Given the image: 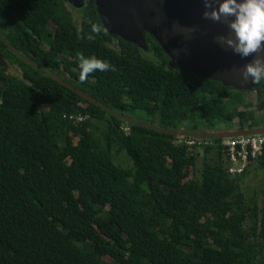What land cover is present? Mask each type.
<instances>
[{"label": "trees", "instance_id": "16d2710c", "mask_svg": "<svg viewBox=\"0 0 264 264\" xmlns=\"http://www.w3.org/2000/svg\"><path fill=\"white\" fill-rule=\"evenodd\" d=\"M79 13L80 27L67 0H0V264H264L248 167L229 173L221 138L189 148L162 131L264 127V79L245 90L171 68L151 33L152 58L111 34L97 0ZM81 55L108 70L81 81Z\"/></svg>", "mask_w": 264, "mask_h": 264}, {"label": "water", "instance_id": "95a60500", "mask_svg": "<svg viewBox=\"0 0 264 264\" xmlns=\"http://www.w3.org/2000/svg\"><path fill=\"white\" fill-rule=\"evenodd\" d=\"M97 4L105 27L109 26V30H107L110 33L113 32L111 34L134 42L145 49V32L151 33L170 57L169 67L181 68L198 76L211 77L237 89L249 90L257 84V82L253 83L251 79L248 82H243L241 77L244 65L251 62L253 56L241 58L233 54L231 49L214 42L216 36H227L229 29L226 22H213L202 18L203 0H97ZM214 6L217 5L214 4ZM174 24L178 25L175 29L173 28ZM189 28H196V31L190 33L188 32ZM173 30L182 31L185 35L180 32L174 34ZM140 36L144 41L143 44L140 43ZM135 37L139 39L136 40ZM11 49L18 53V50L13 46ZM259 55L264 56V51H261ZM24 59L41 69L28 58L24 57ZM0 64L9 67L1 52ZM53 78L83 98L95 102L94 98L84 91L57 76H53ZM122 117L128 123L134 122L132 117L126 115H122ZM139 123L147 128L159 130L158 127L150 126L147 123ZM162 131L195 138L225 139L260 135L264 133V127L257 129L240 126L231 129L223 127L212 132L194 134H187L181 130Z\"/></svg>", "mask_w": 264, "mask_h": 264}, {"label": "clouds", "instance_id": "9594fccd", "mask_svg": "<svg viewBox=\"0 0 264 264\" xmlns=\"http://www.w3.org/2000/svg\"><path fill=\"white\" fill-rule=\"evenodd\" d=\"M203 7V19L227 23L228 35L216 36V44L231 49L233 54L241 58L253 56L252 61L243 67L242 81L251 79L255 83L264 79V56L259 55L264 51V0H203ZM177 26L174 24L173 28ZM92 31L99 32V29L93 27ZM195 31L196 28L188 29L190 33ZM176 32L184 34L173 30L174 34ZM79 68L80 80L84 81L89 73L108 70V64L95 57L81 55Z\"/></svg>", "mask_w": 264, "mask_h": 264}, {"label": "rangeland", "instance_id": "374dc122", "mask_svg": "<svg viewBox=\"0 0 264 264\" xmlns=\"http://www.w3.org/2000/svg\"><path fill=\"white\" fill-rule=\"evenodd\" d=\"M67 4H68V8L73 13V16L76 20V23L80 27V25H81V23H80L81 22V13H79V12L84 7V5L87 4V0L86 1L85 0H67ZM136 25H138V24H136ZM106 27L109 30V26L106 25ZM139 31L141 32V29H139ZM111 33H113V32H111ZM135 39L138 40L139 38L135 37ZM139 40H140V43L143 44L144 41L142 40L141 36H140ZM111 46L119 50V46L116 42L111 43ZM140 48H142V47L140 46ZM142 49L146 52V53H144V55L146 54L149 58L153 57V53L150 51L149 47H147V44L145 46V49L144 48H142ZM12 72L14 73V70H12ZM250 100L253 102V104L256 103L257 96H256L255 92L250 93ZM235 121L236 122L234 123L233 128L240 126L238 123V120H235ZM115 152H116V150H115ZM115 160H116V162H121L124 164L131 165V162L122 153L119 155L116 154ZM197 164L199 167L202 166V164H203V155L202 154L199 156ZM247 169H248V172L243 177V179L240 181V185H241V189L244 191V193L247 197L248 203L252 205L253 201L257 202L258 207H259V211H260V216H259V218H260L259 221H260L261 216L264 212V167H261L257 163V161H254L253 163L248 165ZM197 175H199V174L197 173ZM251 223H252L251 221H248L246 224V227L247 228L249 227V229H251V227H252ZM105 259L107 261H111V258H109V257H106Z\"/></svg>", "mask_w": 264, "mask_h": 264}, {"label": "built area", "instance_id": "2783aa9c", "mask_svg": "<svg viewBox=\"0 0 264 264\" xmlns=\"http://www.w3.org/2000/svg\"><path fill=\"white\" fill-rule=\"evenodd\" d=\"M129 132V126H125ZM179 142L189 148L194 145H212L213 140L204 138H179ZM222 152L227 158L228 171L231 174L242 173L251 162H254L264 153V133L260 135L238 136L222 139L220 142Z\"/></svg>", "mask_w": 264, "mask_h": 264}, {"label": "flooded vegetation", "instance_id": "af4514ba", "mask_svg": "<svg viewBox=\"0 0 264 264\" xmlns=\"http://www.w3.org/2000/svg\"><path fill=\"white\" fill-rule=\"evenodd\" d=\"M86 1V0H85ZM68 5V4H67ZM85 6V5H84ZM6 43H8L7 41H6ZM18 53H19V51H18Z\"/></svg>", "mask_w": 264, "mask_h": 264}]
</instances>
